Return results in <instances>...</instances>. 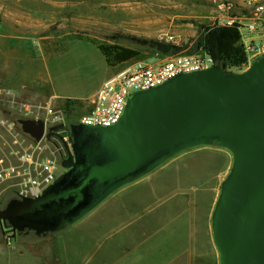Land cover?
Masks as SVG:
<instances>
[{"label":"rangeland","instance_id":"obj_1","mask_svg":"<svg viewBox=\"0 0 264 264\" xmlns=\"http://www.w3.org/2000/svg\"><path fill=\"white\" fill-rule=\"evenodd\" d=\"M211 15L206 0H0V89L11 91L0 95V160L15 137L32 143L19 120L24 104L56 96L47 76L70 98L57 96L72 125L109 77L161 56L129 37L165 40L183 47L179 54L190 53ZM125 50L136 55L123 60ZM235 160L234 151L218 143L188 147L115 190L104 200L111 206L89 221L83 219L91 211L58 232L15 238L0 229V264H72L74 248L84 256L94 247L116 249L111 258L118 260L125 258L123 248L137 245V264H184L189 255L192 264H222L213 217ZM11 184L0 180V209L15 198Z\"/></svg>","mask_w":264,"mask_h":264},{"label":"water","instance_id":"obj_2","mask_svg":"<svg viewBox=\"0 0 264 264\" xmlns=\"http://www.w3.org/2000/svg\"><path fill=\"white\" fill-rule=\"evenodd\" d=\"M19 124L36 141L45 135L41 120ZM71 133L66 172L41 196L10 200L1 230L58 232L178 152L218 143L236 158L213 217L221 263L264 264V56L243 73L180 74L134 94L115 126L72 124Z\"/></svg>","mask_w":264,"mask_h":264},{"label":"built area","instance_id":"obj_3","mask_svg":"<svg viewBox=\"0 0 264 264\" xmlns=\"http://www.w3.org/2000/svg\"><path fill=\"white\" fill-rule=\"evenodd\" d=\"M206 2L212 8L211 23L207 26L238 25L240 43L246 56L243 64L245 69L264 56V0ZM161 57L163 58L159 61L150 64H135L108 78L88 100L86 110L73 124L113 127L120 122L128 101L134 94L163 85L180 74H191L218 66L204 50ZM9 94L10 90L0 89V95ZM58 103L57 96H51L43 103L23 105V118L43 121L45 135L42 140L36 141L23 132L32 143L25 144L26 141H20L17 137L8 143L5 158L0 160V180L12 183L14 199H34L41 196L66 171L62 162L68 157L65 143L72 150V133L71 125L68 126L65 121L66 110L62 108L64 104ZM69 106L72 111V105ZM9 126L13 128L15 124L11 123ZM50 132L53 136L49 140L47 135ZM18 146L21 148H17ZM61 151H64V156Z\"/></svg>","mask_w":264,"mask_h":264},{"label":"trees","instance_id":"obj_4","mask_svg":"<svg viewBox=\"0 0 264 264\" xmlns=\"http://www.w3.org/2000/svg\"><path fill=\"white\" fill-rule=\"evenodd\" d=\"M129 39L147 49L155 50L164 56L178 55L184 50L183 47L176 46L165 40L146 39L134 36L129 37ZM240 40L241 35L238 25L217 27L203 25L198 31L197 38L193 41V47L190 53H197L200 50L206 51L223 70L228 66L241 67L245 63L246 56ZM134 55H136L135 52L125 50L120 54V57L126 60ZM4 231L2 230V233Z\"/></svg>","mask_w":264,"mask_h":264},{"label":"crops","instance_id":"obj_5","mask_svg":"<svg viewBox=\"0 0 264 264\" xmlns=\"http://www.w3.org/2000/svg\"><path fill=\"white\" fill-rule=\"evenodd\" d=\"M163 57H159V59L157 61H159L160 59H162ZM110 78V77H109ZM49 79V80H48ZM47 80L50 83V91L52 95H56L60 98L64 99H70L69 97L62 95L57 89L56 87L52 84V78L49 76H47ZM103 85V84H102ZM96 93H94L91 97H93ZM112 200H107L104 201L102 205L98 206V208H94L93 211H91V213H89V215L87 217H85L83 220L89 221L90 218H93V216H97V214L101 213L102 210H106L108 209L111 205ZM96 209V210H95ZM83 222V221H81ZM134 240H137L136 237L133 238ZM142 244V243H141ZM126 252L124 253L125 258H120L118 260H112L111 258V253H115L116 249H103V248H89L90 252L89 254H85L84 256L82 255L81 249L78 248H74L72 250V255H73V263L72 264H137L135 261V254H137V250H139L138 245L135 248H123ZM134 250V251H133ZM133 251V253L131 254V252ZM81 256L87 257V262L82 263V258ZM189 259L188 261L186 260V263L184 264H192V257L191 255H189ZM176 260H169L167 263L165 264H176L175 263ZM139 263V262H138Z\"/></svg>","mask_w":264,"mask_h":264},{"label":"flooded vegetation","instance_id":"obj_6","mask_svg":"<svg viewBox=\"0 0 264 264\" xmlns=\"http://www.w3.org/2000/svg\"><path fill=\"white\" fill-rule=\"evenodd\" d=\"M66 171L63 172V174L65 173Z\"/></svg>","mask_w":264,"mask_h":264}]
</instances>
